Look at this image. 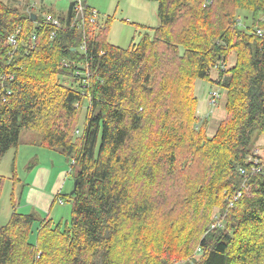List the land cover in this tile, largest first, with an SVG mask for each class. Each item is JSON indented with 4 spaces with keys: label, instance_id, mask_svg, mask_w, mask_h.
<instances>
[{
    "label": "trees",
    "instance_id": "trees-1",
    "mask_svg": "<svg viewBox=\"0 0 264 264\" xmlns=\"http://www.w3.org/2000/svg\"><path fill=\"white\" fill-rule=\"evenodd\" d=\"M148 1L159 25L123 49L86 0L66 14L0 0V159L31 131L78 181L57 196L70 222L13 204L0 264H264V159L252 149L264 135V0ZM237 3L253 26L229 11ZM199 80L227 92L211 136Z\"/></svg>",
    "mask_w": 264,
    "mask_h": 264
},
{
    "label": "rangeland",
    "instance_id": "rangeland-1",
    "mask_svg": "<svg viewBox=\"0 0 264 264\" xmlns=\"http://www.w3.org/2000/svg\"><path fill=\"white\" fill-rule=\"evenodd\" d=\"M3 1L27 13L33 10L40 14L42 9L45 12L52 10L57 14H66L72 0ZM86 2L89 7L98 12L100 22L104 23L110 19L108 42L123 49L129 48L133 42L137 44L140 41L145 32L143 28H155L159 25L156 2L148 0H86ZM238 5V3L229 5V11L242 27L253 26L252 10L242 9ZM259 18L263 20L264 16L259 14ZM234 61V56L230 57L227 67L233 66ZM217 76L218 70L215 69L212 71V77ZM61 80L62 83L75 87V80L71 76ZM212 91L219 93L216 104L211 101ZM195 95L198 98L197 115L203 119L207 118V131L211 136L216 132L221 121L226 119L227 92L208 81L199 80L195 85ZM84 119L83 111L81 124ZM257 138L252 149L254 154L264 159V135ZM40 139L39 134L24 130L21 134L18 153L14 148L0 159V227L8 223L13 212V204L17 206L20 213L37 212L40 218H45L50 209L46 210L41 206V203L45 201V196L41 201L36 202L41 193H52V199L56 200L50 218H53L55 222L63 221V223L71 220V201L61 203L57 196L72 193L75 170L71 167V161L58 151L47 150L35 145ZM36 156L39 157L37 165L31 170L28 169L30 164L34 163ZM174 264H185V262Z\"/></svg>",
    "mask_w": 264,
    "mask_h": 264
},
{
    "label": "built area",
    "instance_id": "built-area-1",
    "mask_svg": "<svg viewBox=\"0 0 264 264\" xmlns=\"http://www.w3.org/2000/svg\"><path fill=\"white\" fill-rule=\"evenodd\" d=\"M71 2L76 3V6H75V10H76V11H80V12L83 11L82 0H72ZM99 17H100V16H99L98 12L94 9V10L92 11V13H91L90 22H91V23H95V22H97V21L99 20ZM45 18H46V21H48V22H52V23H53L54 25H56V26L59 25L58 20H57V19H54L52 16H50V15H46ZM10 42H11L12 45H15V44H16V40H15V38L12 37V38L10 39ZM218 96H219V93H218L217 91H212L210 97H211V101H212L214 104H216V102H217V100H218ZM242 173L245 174L246 171L243 170ZM240 197H241V193L239 192L237 195H235V197H234V201L231 202V206H232L233 203H234L235 201H237ZM60 202L62 203V201H60Z\"/></svg>",
    "mask_w": 264,
    "mask_h": 264
},
{
    "label": "crops",
    "instance_id": "crops-1",
    "mask_svg": "<svg viewBox=\"0 0 264 264\" xmlns=\"http://www.w3.org/2000/svg\"><path fill=\"white\" fill-rule=\"evenodd\" d=\"M18 150H19V148H18ZM17 153H18V151H17ZM35 161H39V157L38 156H36L35 158H34V162ZM36 162V163H37ZM52 193H47V194H43V193H41L38 197H37V199H36V202L38 203V201H41V199L44 197L45 198V201L43 202V203H41V206L43 207V209H50L49 210V212L48 213H51V211H52V207H54L53 206V203H54V201H55V198L54 199H52L53 198V196L51 195ZM59 195V194H58ZM35 209V208H34ZM40 209V208H39ZM33 213H37V212H33ZM38 214V213H37Z\"/></svg>",
    "mask_w": 264,
    "mask_h": 264
},
{
    "label": "water",
    "instance_id": "water-1",
    "mask_svg": "<svg viewBox=\"0 0 264 264\" xmlns=\"http://www.w3.org/2000/svg\"><path fill=\"white\" fill-rule=\"evenodd\" d=\"M32 20H36L37 16L35 14H33L31 16ZM77 183L78 181L76 180L75 183H74V188H73V191H72V194H74L76 192V189H77Z\"/></svg>",
    "mask_w": 264,
    "mask_h": 264
}]
</instances>
